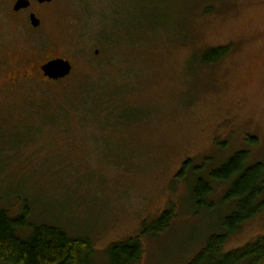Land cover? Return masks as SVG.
Returning <instances> with one entry per match:
<instances>
[{
    "label": "rangeland",
    "instance_id": "374dc122",
    "mask_svg": "<svg viewBox=\"0 0 264 264\" xmlns=\"http://www.w3.org/2000/svg\"><path fill=\"white\" fill-rule=\"evenodd\" d=\"M16 1L0 0L2 208L16 217L26 202L29 224L88 238L94 263L107 264L110 243L172 206L135 264H188L232 208L214 184L215 206L195 214L191 176L173 180L184 160L217 166L248 149L264 164V0H52L39 30L30 10L11 16ZM227 45L224 59L200 63ZM56 58L73 70L52 81L40 66ZM258 236L264 212L223 252Z\"/></svg>",
    "mask_w": 264,
    "mask_h": 264
},
{
    "label": "trees",
    "instance_id": "16d2710c",
    "mask_svg": "<svg viewBox=\"0 0 264 264\" xmlns=\"http://www.w3.org/2000/svg\"><path fill=\"white\" fill-rule=\"evenodd\" d=\"M106 42L109 48L113 46L112 41ZM232 49L231 45L208 48L202 52L200 63L216 64ZM92 107L90 114L95 112ZM57 119L64 118L59 114ZM256 142L250 137L248 144L253 146ZM211 158L204 157L198 164L187 158L173 177L174 182H186L191 176L195 214L199 215L202 208L215 206L209 200L214 184L227 185L219 204L232 208L223 217L221 230L209 237L188 264H260L264 261V236L238 249L223 252V248L245 223L264 212V164L249 163L248 149L233 153L217 166L210 164ZM28 216L26 202L22 213L13 217L2 208L0 198V264H95L92 259L95 249L88 238L72 237L62 228L47 224H29ZM173 218L174 207L169 206L149 224L143 223L138 235L110 243L104 250L107 264H135L143 253L142 238H155L165 232Z\"/></svg>",
    "mask_w": 264,
    "mask_h": 264
},
{
    "label": "water",
    "instance_id": "95a60500",
    "mask_svg": "<svg viewBox=\"0 0 264 264\" xmlns=\"http://www.w3.org/2000/svg\"><path fill=\"white\" fill-rule=\"evenodd\" d=\"M38 3H49L51 0H36ZM30 5L28 0H17L13 5V11L17 12L22 9H27ZM29 21L33 27L38 26V21L34 18L33 15L30 16ZM43 76L52 81H58L65 79L71 73L72 66L69 61L58 58L53 59L45 63L40 67Z\"/></svg>",
    "mask_w": 264,
    "mask_h": 264
},
{
    "label": "flooded vegetation",
    "instance_id": "af4514ba",
    "mask_svg": "<svg viewBox=\"0 0 264 264\" xmlns=\"http://www.w3.org/2000/svg\"><path fill=\"white\" fill-rule=\"evenodd\" d=\"M29 2H30V5H29V7L27 8V9H22V10H19V11H17V12H14L13 11V13H11V16H16V15H20L22 12H25V11H29L30 10V12H28V17H27V19H28V23H29V25L31 26V28L32 29H35V30H39L41 27H42V21H41V19L37 16V11H38V9H40L41 7H43V6H46V5H48V4H50L51 2H52V0H51V2H49V3H38L36 0H35V4H33L32 3V1H30V0H28ZM34 5V6H33ZM32 6H33V8H32ZM32 9V10H31ZM31 15H33L34 16V18L38 21V26L37 27H33L32 25H31V23H30V21H29V18H30V16ZM98 52L97 51H95V55L97 54ZM49 61V60H48ZM71 63V62H70ZM0 65H1V67H0V69L2 68V62L0 63ZM72 66V65H71ZM5 67H6V63H5ZM41 67V66H40ZM72 70H73V66H72ZM40 73H41V75L43 76V73H42V71H41V69H40ZM27 77V76H26ZM44 77V76H43ZM45 78V77H44ZM25 81V79H22V80H15V83H11L12 85H13V87L14 88H16L17 86H19V85H21L23 82ZM12 90V89H11ZM10 91V90H9ZM11 92V91H10Z\"/></svg>",
    "mask_w": 264,
    "mask_h": 264
}]
</instances>
